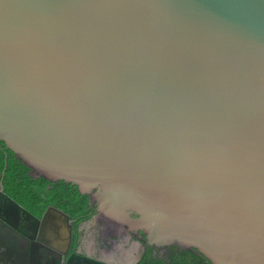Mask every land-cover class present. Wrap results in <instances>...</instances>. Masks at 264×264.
<instances>
[{"label":"water","instance_id":"95a60500","mask_svg":"<svg viewBox=\"0 0 264 264\" xmlns=\"http://www.w3.org/2000/svg\"><path fill=\"white\" fill-rule=\"evenodd\" d=\"M0 142L150 246L264 264V0H0Z\"/></svg>","mask_w":264,"mask_h":264},{"label":"flooded vegetation","instance_id":"af4514ba","mask_svg":"<svg viewBox=\"0 0 264 264\" xmlns=\"http://www.w3.org/2000/svg\"><path fill=\"white\" fill-rule=\"evenodd\" d=\"M92 193H96V190ZM72 194L78 199L79 195L87 196L76 187L67 193L68 196ZM88 200L94 211L93 216L79 226L77 218L67 212L70 201L49 205L40 214L24 207L34 218L29 219L20 214L19 219L11 221V226L5 219L0 224L3 229L17 234L15 244L28 245L31 249L28 264H138L150 246L147 235L139 230L135 232L125 220L106 217L99 211V203L93 200L92 195H88ZM0 203L3 204L2 201ZM48 209L47 219L43 220ZM129 217L137 219L138 215L132 212ZM69 224L72 225L70 237ZM151 246L154 247L153 254H159L160 257H168L169 248L174 247ZM9 255L11 253L7 249L0 247V264H14L15 257Z\"/></svg>","mask_w":264,"mask_h":264},{"label":"trees","instance_id":"16d2710c","mask_svg":"<svg viewBox=\"0 0 264 264\" xmlns=\"http://www.w3.org/2000/svg\"><path fill=\"white\" fill-rule=\"evenodd\" d=\"M0 185L12 199L36 214H40L49 205L70 201L71 205L66 209L72 217L77 218V225L93 216L94 211L89 205L88 195H79L80 199L73 194L68 196L67 193L75 186L64 181L50 182L42 176H33L31 169L16 158L3 142H0ZM153 250L154 247L149 246L138 264H212L199 252L183 250L177 245L169 248L168 257L154 255Z\"/></svg>","mask_w":264,"mask_h":264}]
</instances>
